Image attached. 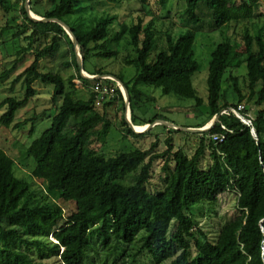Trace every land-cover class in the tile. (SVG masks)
<instances>
[{
  "label": "trees",
  "instance_id": "trees-1",
  "mask_svg": "<svg viewBox=\"0 0 264 264\" xmlns=\"http://www.w3.org/2000/svg\"><path fill=\"white\" fill-rule=\"evenodd\" d=\"M35 1L30 0L31 11L47 21L30 19L23 0L24 22L14 27L8 24L0 31V38L3 32L13 31L14 39L26 44L19 55L32 51L41 36H51V41L41 49L35 47V60L26 71L24 98H8L0 105V110L7 108L0 124L21 130L28 123H15L16 114L37 95L36 82L53 88L56 111L50 128L25 149L24 160L34 161L30 180L17 177L16 162L0 148V264H96L98 259L100 264H137L145 254L153 264H192L195 260L201 264H264V26H258L257 34L244 28V52L228 40H221L212 50L207 78L209 121L221 116L210 130L199 134L198 147L191 155L176 149L168 139V148L162 154L156 153L158 143H154L148 150L107 157L92 145L95 140L104 143L107 139L111 127L107 110L116 98L104 103L100 113L96 111L94 91L86 100L75 97L80 90L73 83L75 79L89 88L102 80H90L81 74L75 46L55 20L72 30L83 70L90 76H107L102 70H87L92 58L117 59L120 52L114 47L126 42L124 62L136 69V76L129 82L121 74L116 78L128 91L134 126L168 122L162 115L139 119L137 111L151 100L139 89L142 84L160 89L164 95L194 100L198 108L202 107L203 100L193 83L201 68L196 58L197 34L189 28L175 33L177 25L170 12L164 32L157 29L155 20L145 24L149 0H136L141 8L132 24L120 23L117 15H100L89 4L92 0H48L45 13L36 9ZM178 1H185L182 14L193 24L202 23L198 10L203 4L216 29L251 23L263 16L257 14L258 0ZM6 2L0 0V9ZM168 2L158 0V5L165 8ZM75 16L85 18V31L66 22ZM114 24L118 29L112 34ZM63 42L70 48L76 67V74L67 80L60 73L38 69L42 59L54 58L61 51ZM244 67L248 101L254 100L257 108L254 118L248 116L249 110L242 104L246 98L232 74ZM15 69L16 65L1 73L0 82ZM227 74L238 96L237 104L221 105ZM106 82L116 87L113 81ZM115 94L126 110L117 87ZM241 105L244 110L240 115L253 128L232 113ZM121 125L129 124L123 118ZM128 133L135 134L129 128ZM216 135H224L223 142L214 141ZM161 159L165 161L164 187L151 192L148 183L155 163ZM40 182L44 187L38 185ZM228 192L236 194L238 214L222 226L217 241L211 242L188 213L197 204H216ZM57 197L73 202L76 211L66 217ZM20 222L41 235L31 237L21 226L11 224Z\"/></svg>",
  "mask_w": 264,
  "mask_h": 264
},
{
  "label": "rangeland",
  "instance_id": "rangeland-1",
  "mask_svg": "<svg viewBox=\"0 0 264 264\" xmlns=\"http://www.w3.org/2000/svg\"><path fill=\"white\" fill-rule=\"evenodd\" d=\"M233 1L240 2L241 0ZM258 1L260 7L257 14L263 15L260 20L251 23H241L239 25L232 24L222 29H216L210 12L204 8L203 4L200 5L198 10L203 21L200 24H193L189 23L182 14L185 1L169 0L166 7L163 8L158 5V0H149L146 5L145 24L155 20L157 29L164 32L168 19L167 17L170 12L171 15L173 14V19L177 25L175 33L188 28L196 32V58L201 68L194 76L193 83L198 97L203 100V105L198 108L194 100L183 99L175 95H164L160 89L142 84L139 86V89L147 97H150L151 100L146 103V108L137 111L139 119L150 120L156 115H162L163 119L168 120V123L178 128L164 125L161 121L155 122L151 127L150 125H145L147 129L141 133L133 130L130 125H128V127H123L121 125L123 118H125L126 121H131V112L130 108L124 110L122 102L118 100L115 95L113 98H116V100L107 110V117L111 124L109 135L104 143L95 140L92 148L107 157H113L119 153L130 152L136 149L148 150L154 143H158L156 153L162 154L168 148L166 141L172 139L176 149L182 148L187 154L191 155L198 147L199 139L202 135H199L200 133H191V135H188L185 134L187 132L177 133L171 131H178L181 128L199 129L197 127L202 125H204L203 128H205L211 124L212 121H209V110L207 107V78L211 52L221 40L232 42L238 51H245L241 42V35L244 32V28L249 27L253 34H257L259 30L258 26H264V0ZM23 4V0H7L5 8L0 9V31L6 28L8 24L12 27L22 25L24 22V17L21 13ZM89 4L93 7L95 12L100 15H117L119 17V22L126 24H132L133 19L137 16V11L141 8V4L136 0H125L120 3L106 0H92ZM35 7L39 12L45 13L49 8L48 0H36ZM79 17L80 16L69 17L66 19V22L78 31H85L86 20L83 16L82 18ZM117 29L118 25L114 24L111 27V33L113 34ZM13 33V31L7 30L3 32V36L0 38V74L12 69V67L16 65L15 71L8 78L0 82V105L8 98L17 100L24 98L26 93V71L35 60V47L41 49L51 41V36H41L32 51L19 55L18 52L23 46H26V44L20 39H14ZM62 45L61 51L54 58L48 57L42 59L38 69L42 73H60L62 77L67 80L69 77L76 74V67L73 63V56L70 48L65 42H63ZM114 48L119 50V58L112 60L92 58L87 65V70L89 72L102 70L106 73L107 76H100L101 78L99 79L102 80V82L106 80L113 81L115 86L119 88L121 93L125 96L124 100L126 105L127 97L126 94H124L126 91L121 83L118 82L116 76L121 74L124 76V80L129 82L136 76V69L125 65L124 57L127 55L125 41L119 47L115 46ZM79 59H81L80 54ZM246 73V67L232 72V74L238 78L241 92L246 98L242 104L249 110L247 113L248 116L254 118L257 108L254 104V100L248 101L250 90ZM85 74L89 75L87 73ZM73 83L77 89H80L75 97L82 100L88 99L94 86L90 88L85 87L84 84L77 79H75ZM106 84L108 83L106 82ZM34 89H36L37 95L16 114L15 123H23L26 121L28 123L21 130L7 129L0 124V148L16 162L17 177L27 180L31 178L30 171L34 167V161L32 159H30V161L24 160L23 155L25 149L33 140L39 138L45 130L50 128L52 117L56 111L52 102L53 88L36 82L34 83ZM109 100L110 98L106 97L100 105L97 104L96 111L102 113V105L109 102ZM220 102L221 105L224 103H238V96L233 90L229 74L225 76L222 84V97ZM147 109H149V111ZM262 109H264V105ZM6 111V107L0 110V118ZM31 120H33V122H31ZM140 123L143 122L140 121ZM128 128L132 129L135 134L128 133ZM164 162L165 161L161 159L154 165L153 173L148 183V189L151 192H156L164 187L163 179L165 174L162 171ZM38 185L44 187L41 182L38 183ZM56 202L64 209L66 217H69L76 211V205L73 202H65L59 197H57ZM188 214L197 221L199 227L204 231L208 239L211 242H216L222 226L238 214L236 194L234 192H228L222 195L216 204H197ZM11 224L21 226L31 237L41 235L32 227H24V223ZM50 240L54 241L52 237H50ZM91 255L93 256L94 254L91 253ZM193 255L195 256L194 252ZM144 256L137 264H153L150 258H147V256H149L148 254ZM95 263L100 264L99 259L96 260ZM108 264H110V262ZM192 264L201 263L195 260Z\"/></svg>",
  "mask_w": 264,
  "mask_h": 264
},
{
  "label": "water",
  "instance_id": "water-1",
  "mask_svg": "<svg viewBox=\"0 0 264 264\" xmlns=\"http://www.w3.org/2000/svg\"><path fill=\"white\" fill-rule=\"evenodd\" d=\"M25 9H26V12L29 16L30 19H32L33 21H36V22H46L47 20L46 19H43L39 16L37 17H33L32 15L34 14L31 9H30V0H26V4H25ZM35 15V14H34ZM55 22H57L59 25H61L64 30L67 32V34L69 35V37L71 38L74 46H75V49H76V53H77V58H78V64H79V68H80V71L83 73L84 70H83V60H82V57L81 59H79V54H80V49H79V46H78V41L76 39V37L74 36L72 30L69 28L68 25H66L65 23L63 22H60L58 20H55ZM81 55V54H80ZM81 73V74H82ZM101 78L100 76H95L93 78H90V79H99ZM119 83H121L120 81H118ZM121 85L123 86V88L125 89V94H126V108L128 109L129 108V98H128V91L126 90V88L124 87V85L121 83ZM221 114H218L211 122V124L205 128H201V129H186V128H181L179 130H184L186 132H190V133H203V132H206L208 130H210L218 121H219V118H220ZM245 124H247L249 127H252L253 128V125L250 121H247L243 118L242 120ZM128 124L130 125V127L134 130V125L132 124L131 121H128ZM161 123H163L164 125H168L170 127H173V128H178V127H175L174 125L168 123V122H163L161 121ZM151 127V125H150ZM253 133H254V130H253ZM255 135V134H254Z\"/></svg>",
  "mask_w": 264,
  "mask_h": 264
},
{
  "label": "built area",
  "instance_id": "built-area-1",
  "mask_svg": "<svg viewBox=\"0 0 264 264\" xmlns=\"http://www.w3.org/2000/svg\"><path fill=\"white\" fill-rule=\"evenodd\" d=\"M82 75L85 77V78H93L95 76H90V75H86L85 73H82ZM93 91L94 93L96 94V99H95V105H100L101 102L103 100L106 99V97L112 99L113 97H115V88L113 87H110L108 84H106L105 82H99V83H96L93 87ZM125 94V92H124ZM123 95V94H122ZM110 96V97H109ZM123 97H125L123 95ZM244 110V106H240L238 108V110H231L232 113H234L238 118H240L241 120H243V117L240 115V111ZM227 111H224L223 114H226ZM228 114V113H227ZM246 120V119H245ZM249 121V120H247ZM225 139V136L224 135H216L213 137V140L216 141V142H223V140Z\"/></svg>",
  "mask_w": 264,
  "mask_h": 264
},
{
  "label": "bare ground",
  "instance_id": "bare-ground-1",
  "mask_svg": "<svg viewBox=\"0 0 264 264\" xmlns=\"http://www.w3.org/2000/svg\"><path fill=\"white\" fill-rule=\"evenodd\" d=\"M33 17H37L36 15H32ZM88 76V75H87ZM147 129V127L146 126H134V130L136 131V132H144L145 130Z\"/></svg>",
  "mask_w": 264,
  "mask_h": 264
}]
</instances>
